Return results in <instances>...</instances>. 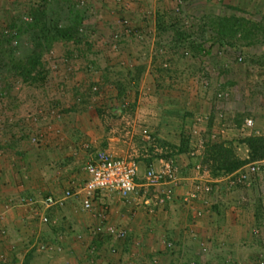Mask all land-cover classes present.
Returning <instances> with one entry per match:
<instances>
[{
	"label": "crops",
	"instance_id": "0c3cea01",
	"mask_svg": "<svg viewBox=\"0 0 264 264\" xmlns=\"http://www.w3.org/2000/svg\"><path fill=\"white\" fill-rule=\"evenodd\" d=\"M130 1L135 33L116 51L93 48L91 37L77 44L80 26L85 35L101 26L80 0H43L38 25L74 24L75 38L54 35L36 51L41 74L26 79L13 66L2 69L0 264H259L264 254V173L251 172L264 155L248 144L264 139V110L247 128L236 99L217 101L203 90L231 81L207 73L211 65L226 76L232 69L218 58L220 11L248 12L255 0ZM100 2L86 4L97 11ZM10 8L0 0V26L18 22ZM104 18L110 38L112 20ZM34 30L25 27L21 41ZM50 102L54 108L43 112ZM100 153L134 161L140 185L148 170L173 162L172 196L159 204L154 193H101L92 211L77 195L46 203L74 192ZM199 183L210 192L195 193Z\"/></svg>",
	"mask_w": 264,
	"mask_h": 264
},
{
	"label": "built area",
	"instance_id": "2783aa9c",
	"mask_svg": "<svg viewBox=\"0 0 264 264\" xmlns=\"http://www.w3.org/2000/svg\"><path fill=\"white\" fill-rule=\"evenodd\" d=\"M10 9L14 16L18 19V22L9 23L3 22L1 25L2 37L9 40L10 44L14 47V55H17V49L19 40L21 39L20 28H25L28 25L34 23V10L42 5L43 0H30L26 3H21L20 0H8ZM79 7L85 8L89 16L95 17L97 23L99 22V29L90 35H85L86 27L80 26L77 37L78 45H84L87 42L85 39L92 43L94 48L96 45H106L108 48L119 50V43L125 39H129L135 33V23L131 18V1L130 0H101L100 8L97 11L92 10L87 6V0H80ZM222 2V0H216ZM104 13H108L111 17L109 29L111 30V37L108 38L103 35L102 30L106 29ZM22 25H21V24ZM64 27L59 25V28ZM91 37V38H90ZM108 39V40H106ZM74 40V41H75ZM84 40V41H83ZM76 42V41H75ZM160 45L164 48L170 46L168 41H159ZM92 48V49H93ZM53 55V52L50 53ZM238 62H243V57H240V51L238 53ZM94 59L95 57L92 56ZM0 79L6 80L5 72L0 70ZM203 89H209V84L205 83ZM94 91H97V87H93ZM230 96L229 92L218 91L215 95L217 101L226 100ZM54 106L52 103H48L46 110L43 112H50ZM244 125L247 128H252L255 125V118L253 115L247 114L244 120ZM33 141H38V138H33ZM87 179L79 185L74 192L67 191L62 199L56 200L49 197L46 203L49 206L62 205L64 201L73 196L82 197V205L85 210L92 211L93 203L98 194L107 192H116L121 197H129L132 194L137 193L139 196L147 197L148 194L154 193L160 196L159 204H163L169 197L172 196L174 187L177 184V178L175 175V165L173 162H165L164 166L159 170H148L144 175V182L140 185L138 180V167L134 161L125 158H116L111 155L100 153L96 159H92L86 167ZM253 173H264V163H260L258 166L251 168ZM245 178V176L243 177ZM195 193L203 191L208 193L211 190L210 186H203L199 183L195 186ZM194 193V192H193ZM194 193V195H196ZM44 222H48L47 218L43 219ZM100 231V228L96 229V233ZM112 236L122 239L127 238V232L124 230H113L109 232ZM171 247V245H170ZM259 264H264V254L259 256Z\"/></svg>",
	"mask_w": 264,
	"mask_h": 264
},
{
	"label": "rangeland",
	"instance_id": "374dc122",
	"mask_svg": "<svg viewBox=\"0 0 264 264\" xmlns=\"http://www.w3.org/2000/svg\"><path fill=\"white\" fill-rule=\"evenodd\" d=\"M253 3L257 6L248 12L241 11V14L220 11L224 20L222 19L217 26V31L222 35L221 47L222 44L225 46L222 47V55L218 58L232 63V69L228 70L226 76L225 72H221L222 68L213 70L211 65V69L207 73L213 80H218V77L223 79L228 77L231 81L222 82L224 84H221L220 88L210 86L209 89L203 90L214 98L218 91L229 92L231 99L234 98L238 102L234 106L240 108L241 111H246L245 116L250 114L256 119L257 112L260 109L264 110V0H255ZM39 28L32 34L24 35L26 37H23L22 41L19 40V45L15 47L18 48L17 55H13V57L9 56V53L12 51L13 54L14 51L10 42L5 40L0 43V61L4 66H11V62L25 64L36 56L37 40L35 36H37ZM127 40L120 41L119 49ZM239 51L240 57L244 58L242 63L238 62ZM216 59L217 57H215V61ZM215 66L217 67L218 64ZM215 89L217 90L215 91ZM240 102L247 104L244 110ZM245 116H243L244 119Z\"/></svg>",
	"mask_w": 264,
	"mask_h": 264
},
{
	"label": "trees",
	"instance_id": "16d2710c",
	"mask_svg": "<svg viewBox=\"0 0 264 264\" xmlns=\"http://www.w3.org/2000/svg\"><path fill=\"white\" fill-rule=\"evenodd\" d=\"M37 10H34V18L35 21L33 24L28 25V26H32L33 29H38L40 32L43 34V40L40 41L39 39L36 38L37 40V48L36 51L38 50V52L44 48V46H48V44L51 43L52 38L54 37V39L56 38H62V39H66L67 41L72 40L75 38L76 32L75 29L76 27L74 26V24H70V25H64V27L59 28V23L55 24L53 22L52 23H45L44 25H38L37 23ZM52 22V21H51ZM2 25V24H1ZM1 27V26H0ZM36 27V28H35ZM24 28H20L21 34ZM77 36V35H76ZM220 39H222V35L221 33L219 34ZM6 39L4 37H2V33H0V42H4ZM8 41V40H6ZM9 42V41H8ZM224 47L225 44H222ZM12 52V51H11ZM10 52V54H12ZM36 53V56L32 57L30 61H28V63L25 64H13V62H11V66L15 67L17 69V76H22L23 78H29L31 76V74L34 72L36 74H41V68L39 70H37L38 65L40 64V59L41 57L39 56L40 53ZM42 63V62H41ZM4 67V64L0 61V70H2ZM37 70V72H36ZM248 144L250 147L253 148L254 152H255V156H263L264 155V139L262 138H250L248 140ZM238 164V163H236ZM236 164H232L231 166H234ZM233 167L230 168V170H232Z\"/></svg>",
	"mask_w": 264,
	"mask_h": 264
}]
</instances>
